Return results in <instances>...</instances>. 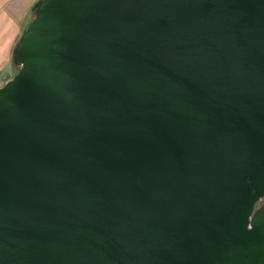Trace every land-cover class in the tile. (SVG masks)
<instances>
[{
    "label": "water",
    "instance_id": "95a60500",
    "mask_svg": "<svg viewBox=\"0 0 264 264\" xmlns=\"http://www.w3.org/2000/svg\"><path fill=\"white\" fill-rule=\"evenodd\" d=\"M0 86V264H264V0H41Z\"/></svg>",
    "mask_w": 264,
    "mask_h": 264
},
{
    "label": "crops",
    "instance_id": "0c3cea01",
    "mask_svg": "<svg viewBox=\"0 0 264 264\" xmlns=\"http://www.w3.org/2000/svg\"><path fill=\"white\" fill-rule=\"evenodd\" d=\"M41 0H0V86L14 70L13 51Z\"/></svg>",
    "mask_w": 264,
    "mask_h": 264
},
{
    "label": "rangeland",
    "instance_id": "374dc122",
    "mask_svg": "<svg viewBox=\"0 0 264 264\" xmlns=\"http://www.w3.org/2000/svg\"><path fill=\"white\" fill-rule=\"evenodd\" d=\"M18 71V67L16 66V64L14 63V70H13V73L11 75V78L17 73Z\"/></svg>",
    "mask_w": 264,
    "mask_h": 264
}]
</instances>
